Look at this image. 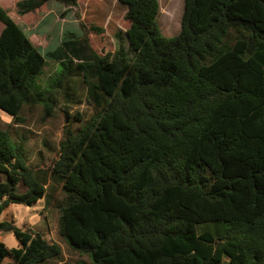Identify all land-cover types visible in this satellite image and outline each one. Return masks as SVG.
I'll use <instances>...</instances> for the list:
<instances>
[{
    "label": "trees",
    "instance_id": "obj_1",
    "mask_svg": "<svg viewBox=\"0 0 264 264\" xmlns=\"http://www.w3.org/2000/svg\"><path fill=\"white\" fill-rule=\"evenodd\" d=\"M117 1L133 57L122 42L102 56L76 38L75 59L57 57L63 70L45 95L33 89L58 55L0 7V111L21 122L40 106L54 118L60 97L76 96L73 74L96 112L75 115L80 127L48 164H30L0 128V217L44 201L59 236L92 264H264V0H184L173 38L159 29L158 0ZM79 2L34 0L16 13ZM4 232L17 246L0 241V264L62 258L16 220L0 221Z\"/></svg>",
    "mask_w": 264,
    "mask_h": 264
},
{
    "label": "rangeland",
    "instance_id": "obj_2",
    "mask_svg": "<svg viewBox=\"0 0 264 264\" xmlns=\"http://www.w3.org/2000/svg\"><path fill=\"white\" fill-rule=\"evenodd\" d=\"M15 1H23L27 5L34 2V0H0V5L8 11L16 23H20L26 29L27 34L36 28L40 20L43 21L42 29L38 31L39 37L33 36L32 41L44 54L47 51L55 53V56L58 55L47 57V65L36 80L33 94L45 95L51 91L50 85L63 70H60L59 63L56 62L57 57L64 60L75 59L73 53H76L78 48L71 46L75 45L76 38H87L89 47L102 56L120 49L119 42H122L126 56L133 57L125 37V32L129 28L125 20L126 7L117 0H80L78 6L71 9L54 5L50 17L46 7H41L29 14L27 19H22L23 22L21 16L13 11ZM158 1L160 4L158 25L162 35L166 38L178 36L181 30L184 0ZM52 16L54 17L51 18ZM3 29L4 25L0 22V34ZM65 40H69L70 45L63 44ZM74 76L71 74L68 77V86L71 85L72 95L76 94V96L70 103L68 101L65 103L63 97H60L54 118L46 120L44 109L40 106L25 107L20 112L23 120L21 122L0 111V128L11 131L16 139V145L22 148V155L30 164H48L55 159L65 134L67 132L74 134L80 127L75 115L80 114L83 120H87L96 113L86 102V88L81 79ZM59 92L58 96L64 93L60 88ZM0 180L5 178L0 176ZM20 191H25L22 185ZM0 220H16L19 227L41 232L49 243H57L62 249V258L48 264H92L87 256L74 252L59 236L58 214L47 211L44 201L29 208L11 206L2 214ZM13 237L9 233H0V241L5 242L9 247L17 246ZM224 264H229L228 258L224 259Z\"/></svg>",
    "mask_w": 264,
    "mask_h": 264
},
{
    "label": "crops",
    "instance_id": "obj_3",
    "mask_svg": "<svg viewBox=\"0 0 264 264\" xmlns=\"http://www.w3.org/2000/svg\"><path fill=\"white\" fill-rule=\"evenodd\" d=\"M19 4H20V5H23V6H26V5H27V4H24L23 1H15V2H14V5H13V11L17 12V10L19 9V6H20ZM0 7H2V6L0 5ZM43 7H46L47 12H48V16H49V15L51 14V10H52V8H51L50 6L47 7L46 5H44ZM2 8H3V7H2ZM3 9H5V8H3ZM5 10H6V9H5ZM30 14H31V13H30ZM28 15H29V14H27V15H18V16H19V17L21 16V21L23 22L22 19H27V16H28ZM41 22H42V21L40 20L39 23H38V25L36 26V28L30 30V32H33V33H34V34L32 33V36H31V38H30L31 41H32V37H33V36H37V37H39L38 32H35V31L39 29L38 27L40 26V23H41ZM17 24H18L19 27H20V28L26 33V31H25L26 29H25L20 23H17ZM34 30H35V31H34ZM28 32H29V30H28ZM26 34H27V33H26ZM32 43H33V41H32ZM33 44H34V43H33ZM0 176H1V175H0ZM2 177H4V176H2ZM1 181H4V180H1ZM20 192H21V191H20ZM24 192H25V191H24ZM9 208H10V207H9ZM9 208H8V209H9ZM8 209H7V210H8ZM7 210H6V211H7ZM6 211H5V212H6ZM5 212H4V213H5ZM1 216H2V215H1ZM0 221H7V220H0Z\"/></svg>",
    "mask_w": 264,
    "mask_h": 264
}]
</instances>
